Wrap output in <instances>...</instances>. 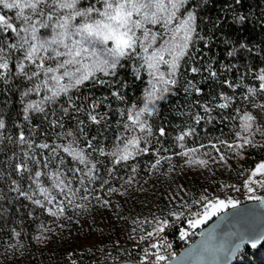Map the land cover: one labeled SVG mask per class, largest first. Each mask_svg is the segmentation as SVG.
<instances>
[{
  "label": "snow or ice",
  "instance_id": "1",
  "mask_svg": "<svg viewBox=\"0 0 264 264\" xmlns=\"http://www.w3.org/2000/svg\"><path fill=\"white\" fill-rule=\"evenodd\" d=\"M185 2L186 0H0V83L8 85L17 77L23 78L29 86L22 96L35 94L39 97L38 100H28L25 103L24 120L29 121L31 113L44 114V118L48 120L49 110L53 105L58 104L62 98H66L67 102L66 107L60 105L63 115L49 120L52 127L62 129L57 133L59 143H36L34 139L27 138L23 130L13 140L0 131V143L7 139L9 143L22 146L19 154L14 151L8 157L11 192L58 218L65 215L69 208L85 207L77 202L79 193H83L79 196L82 201H89L90 197L101 201L99 195H93L97 192L93 185L99 182V190H104L110 180L116 178L117 166L129 167L135 174L138 165L134 162L149 153L156 156L150 170L158 169L162 161L170 162V156L160 154L169 151L160 140L167 136L166 128L159 126L154 130L151 120L158 113V102L166 98L171 90L170 86L177 84L181 62L191 58L195 43L204 39L197 30V14L188 9L181 12ZM235 2L239 3L240 0ZM8 12L12 15L7 14ZM238 19L244 21L246 17L241 15ZM228 55H235V49ZM133 57L140 61L139 68L146 69L151 79L141 99L130 104L120 90L124 87V82L110 91L111 97L125 105L116 109L119 119L116 121L117 132L112 149L106 151L102 145L97 146L95 137L88 138L85 120H78L76 130H64L62 120L69 115L70 110L84 113L91 124L109 126V113L98 111L105 105L112 108L111 103H107V96L93 98L89 105L83 106L76 103L78 97L74 98L73 94L88 83H115L119 68L123 66L122 61ZM162 66L166 67V71L162 70ZM233 67L235 65L225 66L228 71ZM206 70L212 78L217 77L218 74L211 65ZM190 71L199 73L202 69L191 66ZM248 76L253 83H245ZM136 78L142 79L140 75ZM222 83L234 92L241 88L243 91L239 97L221 92L219 103L206 102L199 105L203 115L195 112L192 115L194 124L175 137L178 146L184 149L175 155L190 157L185 161L189 165L196 163L207 167L210 160L227 165L230 157L226 153H231V158L245 159L248 149L264 150V67L247 66V71L239 76L238 81L224 80ZM187 84L185 92L189 88L196 93L202 91L192 81H187ZM215 100L216 97H213V101ZM216 108L232 109L234 113L224 118L235 121L231 139L217 137L215 141L209 139L207 145L201 143L196 147L185 148L186 138L198 135L196 126L201 121L213 122L215 117L212 112ZM51 115L56 116L54 110ZM5 128V120L0 116V130ZM80 137H84L86 141L83 146L80 145ZM154 139L160 147H154ZM205 148L214 150L216 156L211 151L204 152L208 159L196 155ZM37 149L41 150L39 155ZM44 150L51 155H44ZM62 153L70 157V160L66 161ZM94 154L109 160L110 166L105 168L107 179L100 174L103 161L96 159ZM245 171L248 175L243 186L249 193L255 192L254 185L264 188V159ZM13 173L21 180L28 181L27 190L22 188L19 180L11 178ZM133 181L134 176L130 175L125 183L130 185ZM116 191L118 189L115 187L107 188L109 194ZM248 199L264 201V197L255 195H250ZM102 203L107 206L109 201L105 199ZM192 204L202 209L192 212L187 218L188 225L195 229L218 213L226 212L229 205L236 209L240 201L232 198L210 199L202 195ZM182 207L190 209L191 205L183 204ZM28 215L32 216L33 213L29 212ZM168 216L179 219L185 213L170 211ZM145 223H151L154 227L146 235L140 236V240L151 241L154 236L159 239L143 249L140 264H163L169 259L164 253L171 248V244L166 243V237L160 234L164 233L171 221L168 217L154 216L152 221ZM39 227L42 231L36 239L43 238V233L49 231L43 224ZM12 232L16 238L21 236L16 229H12ZM188 235L186 229L180 231L181 239ZM240 241L243 243L244 238L240 237ZM252 246H256L255 241ZM8 247L15 248L16 245L10 244ZM223 248L224 245L221 244L220 249Z\"/></svg>",
  "mask_w": 264,
  "mask_h": 264
},
{
  "label": "trees",
  "instance_id": "2",
  "mask_svg": "<svg viewBox=\"0 0 264 264\" xmlns=\"http://www.w3.org/2000/svg\"><path fill=\"white\" fill-rule=\"evenodd\" d=\"M185 9L197 14V30L204 39L195 43L192 57L181 62L182 67L177 84L172 86L171 92L158 103V113L151 120L154 130L159 126L166 128L167 136L160 140L163 147L172 149L177 146L175 137L178 133L194 124L192 115L195 112H200L203 115V110L199 105L206 102L219 103L221 92L229 95L235 94L239 97L243 89H236L234 92L233 89H229L222 83L224 80L238 81L239 76L247 71V66L264 67V0H240L239 3L235 0H188ZM3 11L7 12V10ZM7 14L12 15L10 12ZM241 15L246 17L244 21L238 19ZM241 45H246V47L242 48ZM234 49L235 55L229 56L228 53ZM139 64L140 61L135 57L125 58L122 61L123 66L119 68V75L115 78V83L109 82L105 85L88 83L79 92L73 94L74 98L78 97L76 103L83 106L89 105L93 98L99 99L107 96V103H111L112 108L109 109L105 105L98 111L109 113V126L91 124L86 120L84 113L70 110L69 115L64 116L62 120L64 130H76L78 120H85L87 124L85 131L88 133V138L95 137L98 142L97 146L102 145L106 151L111 150L117 132L116 121L119 119L116 109L125 105L115 100L109 93L120 87V82H124V87L120 90L126 96L128 103L140 100L148 84V75L146 69L139 68ZM208 65H211L217 72L216 78L209 75L206 70ZM232 65L235 67L231 71L226 70L225 66ZM191 66L200 67L202 71L192 73ZM137 75H140L142 79H137ZM187 81H192L202 91L196 93L189 88V91L185 92V88L188 87ZM245 83H253L250 76L246 77ZM28 86V82L19 77L10 81L8 85L0 83V116L6 123V128L0 131L4 132L5 137L11 136L13 140H16L19 132L23 130L25 136L34 139L36 143L41 141H46L49 144H52L53 141L59 143L57 133L62 129L52 127L49 120L63 115L60 112V105L67 106L66 98H62L58 104L52 106V109L49 110L48 120L44 118V114L31 113L29 121H25L23 114L25 103L28 100L39 99L35 94H31L29 97L22 96ZM213 97H216L215 101H213ZM52 110L56 113L55 117L51 115ZM233 114L232 109H214L212 112L215 117L213 122L201 121L200 125L196 126L198 135L186 138L185 144L199 145L207 143L209 139L215 141L217 137L230 139L233 131L232 125L235 121L224 118ZM79 141L81 146L86 143L84 137H80ZM153 141L156 143L155 139ZM21 147L18 143H9L7 139L0 143V196L3 197L0 199L1 242L14 237L12 229H16L26 239L31 240L42 220L48 215L47 212L42 211L24 197L10 191L8 173L11 172V168L8 167V157L14 151L19 154ZM157 147L160 145L158 144ZM260 150L249 149L245 161L252 165L263 158L264 153L259 152ZM40 151L37 149L38 155ZM44 155L51 154L44 150ZM62 155L66 161L70 160L66 154L62 153ZM94 156L104 162V157L98 154H94ZM154 159V154L149 153L137 158L135 162H153ZM11 178L19 180L22 188L27 190L28 181L26 179L21 180L15 173ZM29 212H32L33 215L29 216ZM256 251L244 249L238 254L235 264H257L253 257L246 255V252H249L253 256Z\"/></svg>",
  "mask_w": 264,
  "mask_h": 264
},
{
  "label": "rangeland",
  "instance_id": "3",
  "mask_svg": "<svg viewBox=\"0 0 264 264\" xmlns=\"http://www.w3.org/2000/svg\"><path fill=\"white\" fill-rule=\"evenodd\" d=\"M185 5L181 12H184ZM162 70L166 71V67L162 66ZM150 79L148 75V81ZM170 88L172 90V86ZM204 144L207 145L208 142ZM153 145L157 147L158 144L153 141ZM184 145L185 148L198 146H191L185 142ZM167 149L168 152L160 154L170 156L171 160L162 161L158 169L150 170L151 163L156 159L155 155L153 162H134L138 165L135 174L129 167L117 166L116 178L111 179L104 190H99V182L93 185L97 188L93 195H99L101 201L98 202L91 197L89 201H82L79 196L83 193H79L77 202L84 204L85 207L69 208L65 215L58 218L48 214L40 223L49 229L43 233V238L36 239L42 231L38 226L31 240L21 235L19 238L0 241V264H61L70 251L73 253L116 251L128 245L138 244L142 242L140 236L146 235L154 227L145 221H152L155 216L168 217L171 221L169 226L175 222H183L192 212L197 211L199 206L192 202L199 200L202 195L210 199L232 198L239 200L240 203L250 201L248 199L250 195L264 196V188L259 185H254L253 193H249L243 186V181L248 175L245 170L254 167L256 162L264 159V156L250 165L245 159L231 158V153H226L230 157L227 165L213 163L210 160L208 166L204 167L196 163L189 165L185 161L190 157L175 155L184 150L178 143L175 149ZM206 151H211L212 155L216 156L215 151L210 148L201 149L196 155L208 159L204 155ZM259 152L264 153V150L261 149ZM103 160L100 174L107 179L105 168L110 166L109 160L105 158ZM130 175L134 176V181L129 185L125 180ZM229 185L235 187H228ZM109 186L117 188L118 191L109 194L107 192ZM105 199L109 201L107 206L102 203ZM183 204L191 205V208L182 207ZM170 211L184 212L185 216L179 219L169 217ZM204 224L198 225L197 229ZM10 244L16 247L9 248ZM246 255L253 257L257 264H264V244L257 249L255 255L251 256L249 252H246Z\"/></svg>",
  "mask_w": 264,
  "mask_h": 264
},
{
  "label": "water",
  "instance_id": "4",
  "mask_svg": "<svg viewBox=\"0 0 264 264\" xmlns=\"http://www.w3.org/2000/svg\"><path fill=\"white\" fill-rule=\"evenodd\" d=\"M240 237L244 238L243 243ZM253 241L255 247L252 246ZM263 242L264 201H245L236 209L229 207L226 212L214 216L200 228V234L193 242L163 264H235L241 251L246 248L257 250ZM221 244L223 249H220ZM111 264L140 263L124 261Z\"/></svg>",
  "mask_w": 264,
  "mask_h": 264
},
{
  "label": "built area",
  "instance_id": "5",
  "mask_svg": "<svg viewBox=\"0 0 264 264\" xmlns=\"http://www.w3.org/2000/svg\"><path fill=\"white\" fill-rule=\"evenodd\" d=\"M197 211H201V208L198 207ZM182 229H186L189 233L188 237L185 239L180 238V231ZM199 234L200 229H197V227L195 229L191 228L188 225L187 220L183 222H175L173 225L166 227L164 233H161L160 235L165 236L166 243L171 244V248L167 249L164 253L169 257L168 261L177 256L181 249L193 242L199 236ZM157 239H159V237L154 236L151 241L145 240L139 242L138 244L128 245L123 249L116 251H89L75 253L70 251L64 257V260L61 264H73V262H75V264H111L124 261L140 263L141 257L143 256V249L147 247L149 243L155 242ZM173 253L175 255H173Z\"/></svg>",
  "mask_w": 264,
  "mask_h": 264
}]
</instances>
